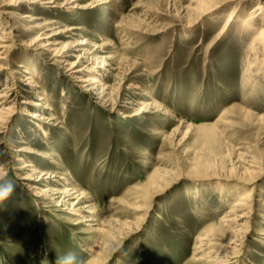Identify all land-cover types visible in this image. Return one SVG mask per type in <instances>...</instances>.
I'll use <instances>...</instances> for the list:
<instances>
[{
	"label": "rangeland",
	"instance_id": "obj_1",
	"mask_svg": "<svg viewBox=\"0 0 264 264\" xmlns=\"http://www.w3.org/2000/svg\"><path fill=\"white\" fill-rule=\"evenodd\" d=\"M4 1L0 33L9 32V55L0 63L10 69L0 74V91L18 81L22 61L53 107L47 117L57 119L29 117L24 102L37 98L23 90L0 133V165L16 184L0 203V264H55L69 251L90 264H212L233 235L229 211L249 188L232 178H249L250 156L264 171V73L247 77L257 29L242 23L255 2L238 7L223 29L237 1L77 0L99 3L90 10ZM25 14L36 19L25 23ZM39 23L42 36L80 26L76 35H57L56 48L86 37L89 54L70 62L98 66L85 71L97 88L87 92L68 76L55 51L27 52L38 33L26 29ZM144 102L147 111L132 116ZM31 158L34 166L22 168ZM68 186L79 195L62 205V194L40 196ZM252 187L254 216L234 264H264V173Z\"/></svg>",
	"mask_w": 264,
	"mask_h": 264
},
{
	"label": "bare ground",
	"instance_id": "obj_2",
	"mask_svg": "<svg viewBox=\"0 0 264 264\" xmlns=\"http://www.w3.org/2000/svg\"><path fill=\"white\" fill-rule=\"evenodd\" d=\"M215 1V0H213ZM229 2H236L238 3V6L235 9L228 10L226 14V22L224 24L223 29L229 26L230 22L234 20L237 17V8L238 7H243L248 1L250 2H255L253 8L250 10V14L246 16L243 20V25L246 27H249L250 29H257V32L255 36L253 37V41L251 44V52H254V57L255 58H250L249 57V63H248V70L246 72L248 73V79L253 77L255 74H262L264 73V0H227ZM26 3L32 4L35 9L38 7L40 9L42 8H51V9H56V10H64L67 7L71 8H81V9H92L95 8L98 4L92 5L91 7L88 6H83L80 1L77 0H5L4 4L2 6H7L10 7L11 5H17L20 8H24V5ZM102 3V2H101ZM200 4V3H199ZM202 5V4H201ZM222 5L220 4H215L211 6L212 10H216ZM145 13V12H144ZM33 17V18H32ZM23 21L26 23L34 21L36 18L34 15L31 14H25L22 16ZM32 18V19H31ZM240 18V17H239ZM255 20L257 22H255ZM196 21V20H195ZM34 23V22H33ZM56 21H53L52 24H55ZM257 23V24H254ZM42 23L37 24L35 27L27 28L26 32L28 31H35L37 36L31 40L27 45V52H31L33 50H36V48H41L46 51H55L54 52V57L56 64H58L61 68L65 69V72L68 76L75 78L77 81H79L81 84H83V87H85L84 90L87 92H92L96 87V84L91 85L88 81H90V78L87 77V73H85L86 70H93L96 71L98 66L90 67L89 65L80 67L81 65H78L76 62H70V58L75 55V53L80 52L79 58H83V54L87 53L86 51L87 48L86 46L89 44V40L84 37V38H79L75 41L68 42L65 45L64 50L56 48V46L59 44V41L57 39V35L64 34L67 35L68 37L73 36L78 34L76 30L79 29L80 26H74L73 24L70 26H65L67 27L66 29L59 30L57 32H53L50 35L47 36H42L44 33L40 32V29L42 27ZM255 32V31H254ZM45 35V34H44ZM9 38V32L3 30L0 33V60H4L8 58L9 53H7V48L9 47L6 43ZM251 43V42H250ZM11 50V49H10ZM8 50V51H10ZM91 50V49H90ZM96 53V52H95ZM261 53L262 56H259ZM89 54V53H87ZM251 54V53H250ZM83 57H82V56ZM93 55V54H92ZM248 57V55H247ZM87 58V57H86ZM89 58V57H88ZM92 58V57H91ZM111 59V58H109ZM248 59V58H247ZM246 59V60H247ZM80 61V60H79ZM88 61H90L88 59ZM3 62V61H2ZM82 62V61H81ZM18 66V69H16L15 73H18L17 80L18 81H8L5 83V85L2 87L0 91V133L2 129L5 128V125L10 122L12 118H14L16 114V104L19 102V95H21V92L23 90H27L30 93H34V97L37 99L33 98H28L25 102L24 105L28 108L31 107V109H28L27 115L29 117L39 119V121L45 123L46 120L50 118V120L57 119L55 116L53 117H47L46 112L53 110V107L47 103L43 102V95L39 93V84L35 77L28 72L26 69V64H24L22 61L16 64ZM79 67V68H78ZM4 69H10L4 63H0V74L4 71ZM251 76V77H249ZM250 81V80H249ZM252 82V81H251ZM91 85V86H90ZM255 85V84H253ZM106 92L103 91V88L99 89L98 91L95 92L97 95L96 98L98 99L99 103L101 104L104 100ZM151 102H144L141 111H137L132 114V116L140 115L143 111H147V108H149ZM37 106H41L39 110L36 109ZM26 108V109H27ZM35 108V110H34ZM52 113V112H51ZM55 115V114H54ZM131 116V114H130ZM48 122V121H47ZM42 123V127H43ZM40 126V127H41ZM44 132L46 133V130L44 129ZM24 143V142H22ZM1 146V145H0ZM16 151L18 152H26L30 153L31 155H40V151L38 149H35L33 147H27V146H20L19 148H16ZM246 155V154H244ZM250 156V155H247ZM37 157V156H35ZM251 157V158H250ZM249 158L246 157L244 159V162L246 160L247 166L244 168V172L249 175L248 179L245 180H236L232 178L233 180L237 181V183H243L246 186L248 185L249 188L246 189V193L241 195L237 199V203H235L231 207V214H234L232 218L227 219V221L235 222V226L233 227L232 230V237L231 240L227 243L222 245V252L216 253L215 257H212L210 259L213 260L212 264H234L237 263L243 255V252L240 250V246L244 242V238L246 237V233L248 231L249 224L251 223L253 216H254V211L253 206L250 205V199L254 198V195H256V189L253 188V185H259L260 179L263 178V166H260L252 156ZM244 158V157H242ZM259 162V161H258ZM52 163L57 164L58 162L56 161L55 158H52ZM262 163V162H261ZM22 168H31V166H34V158L28 159L25 162L22 163ZM243 164V163H242ZM243 172V173H244ZM50 173V171H49ZM56 173V172H55ZM54 173V174H55ZM57 173L55 175H48L47 178H54L56 177ZM42 182H46L44 179H40ZM41 183V182H40ZM79 189L76 187H65L63 191L61 189L59 190L58 188L54 187H47L44 188L43 191L41 192L40 196L42 195H58L60 197V194L64 195L62 198H59L57 205H62L63 203L66 202L64 198L68 197V200H72L76 197V195H79ZM82 196V193H80ZM249 201V202H248ZM67 203V202H66ZM264 204V201H263ZM73 205V204H72ZM233 212V213H232ZM218 252V251H217ZM241 261V260H240ZM125 264V263H124ZM256 264V263H252Z\"/></svg>",
	"mask_w": 264,
	"mask_h": 264
},
{
	"label": "clouds",
	"instance_id": "obj_3",
	"mask_svg": "<svg viewBox=\"0 0 264 264\" xmlns=\"http://www.w3.org/2000/svg\"><path fill=\"white\" fill-rule=\"evenodd\" d=\"M2 154V153H0ZM16 184L9 177L8 171L3 165H0V203L7 200L13 193ZM113 249L110 247L109 251ZM55 264H90L84 257L75 252H67L63 255H57Z\"/></svg>",
	"mask_w": 264,
	"mask_h": 264
}]
</instances>
